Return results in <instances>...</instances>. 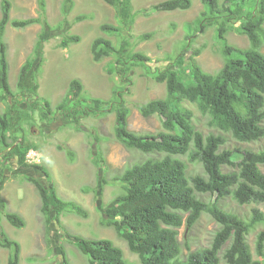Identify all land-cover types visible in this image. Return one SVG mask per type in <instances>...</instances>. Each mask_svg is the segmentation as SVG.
Returning <instances> with one entry per match:
<instances>
[{
  "label": "trees",
  "instance_id": "1",
  "mask_svg": "<svg viewBox=\"0 0 264 264\" xmlns=\"http://www.w3.org/2000/svg\"><path fill=\"white\" fill-rule=\"evenodd\" d=\"M102 1L116 8L120 14L122 3L126 0ZM38 3L42 17L20 20L11 19L12 5L4 0L0 20V101L7 106V111L0 113V146L6 150L0 152V225L5 218L18 229L24 228L26 222L21 215L7 210V202L1 192L11 159L17 157L20 166H28L26 157L32 144L24 136L20 121L23 107L29 108L27 118L32 117L35 123L50 126L59 114L71 124L79 123L81 117L110 114L121 100L119 92L113 100L86 97L79 79L70 82L65 97L56 106L39 98L37 83L28 89L27 80L34 68V58L41 53L43 33L35 45L33 57L21 67L17 90L13 91L9 78L6 30L9 25L20 30L41 23L46 14V2L38 0ZM66 4L71 7L72 1L66 0ZM202 5L203 11L194 22L196 30L193 36L208 27H215L225 65L217 74L205 72L196 61L202 49L190 54L189 41L173 67L158 70L152 75L157 82L166 84L167 95L164 99L141 105L140 112L144 118L158 116L162 130L157 134L130 131L128 111L117 109L116 139L129 150L156 158L128 167L119 176L124 193L115 205L106 210L108 219L104 225L117 231L131 251L139 256L141 264H221L223 251L222 259L226 264H264V231L257 236L254 253L248 243L251 232L258 226H264V211L259 208L264 206V173L261 170L264 151L223 150L227 138L222 134L205 136L196 128L194 113L186 106V103L196 105L203 115L211 118V127L230 133L241 143H254L264 138V0H223L222 3L219 0H202ZM191 7L192 0H166L141 13L174 12ZM88 18L81 15L76 21ZM133 18L130 24L134 22ZM101 30L109 36H121L123 41L117 47L105 37L95 39L91 47L93 60L100 63L115 56L125 55L127 58L110 63V74L120 72L124 77L130 67L148 66L149 57L141 53H127L130 44L123 38L122 28L105 24ZM232 31L247 36L250 48L239 49L230 45L227 36ZM150 36L143 34L139 38L144 41ZM80 40L78 36L65 37L61 45L66 49ZM179 156H187L190 163L201 164L206 176L189 178L187 166L177 158ZM35 167L49 181L46 187L40 180L30 179L40 196L41 213L48 231L54 222L61 227V217L66 212L88 218V212L82 206L60 198L46 168L41 165ZM226 167L232 171L225 172ZM198 194H210L213 199L206 203L198 198ZM229 197L240 206H255L249 219L222 208L221 201ZM203 214H209L220 229L209 248L190 252L183 259L179 229L184 225L189 230L194 228ZM68 237L74 239L89 264H134L126 260L122 249L111 240L70 234ZM0 246L12 251L9 264H20V243L10 239L2 230ZM64 264H70L65 256Z\"/></svg>",
  "mask_w": 264,
  "mask_h": 264
},
{
  "label": "rangeland",
  "instance_id": "2",
  "mask_svg": "<svg viewBox=\"0 0 264 264\" xmlns=\"http://www.w3.org/2000/svg\"><path fill=\"white\" fill-rule=\"evenodd\" d=\"M3 1L0 0V20ZM8 1L12 5L11 19L23 20L41 16L38 0ZM71 1V7H68L66 0H45L46 14L41 23L20 30L10 25L7 27L5 42L8 46L10 85L13 91L17 90L20 69L33 57L35 45L43 33L41 53L34 58V68L27 80L28 89L37 83L39 98L56 106L65 97L70 82L79 79L86 97L113 100L119 92L120 104L110 114L81 117L77 124L66 122L59 114L50 126L37 124L32 117L27 118L29 108L23 107L24 114H21L20 121L24 136L32 144L27 156L28 166H20L17 157L8 162L1 195L7 202V210L21 215L26 226L18 229L3 218L0 231L20 243V264H64V256L70 264H89L87 257L79 251L74 239H70L68 234L88 239L111 240L122 249L126 260L141 264L139 256L131 251L127 242L120 238L113 227L104 223L108 219L106 210L115 205L118 197L124 193L119 176L128 167L156 156L129 150L116 139V111L118 108L128 111L130 131L157 134L162 130L158 116L144 118L140 112L141 105L151 100L164 99L167 95L166 84L157 82L152 75L158 70L173 67L189 41L190 54L191 51L202 49L196 61L204 71L217 74L225 65V59L216 39L215 27H208L204 32H197L193 36L196 30L194 22L203 11L202 0H192L189 10L162 13L149 11L147 14L141 11L166 0H126L122 3L120 14L116 8L102 0ZM81 15L89 18L77 22L76 18ZM132 18L134 22L130 24ZM105 24L122 28L123 38L130 44L127 53L130 51L149 57L148 66L130 67L126 75L121 77L120 72L110 74L109 65L118 62V59H127L125 55L96 63L91 53L95 39L105 37L117 47L123 41L121 36L104 34L101 26ZM143 34L151 36L142 41L139 37ZM70 36H78L81 40L79 43H71L65 49L61 42ZM189 36L192 39L189 40ZM227 38L229 44L236 48L248 49L251 46L245 35L232 31ZM262 52L264 53V46ZM186 106L194 113L196 128L205 136L222 134L227 138L223 150L264 151V138L254 143H241L230 133L211 127V118L203 115L196 105L186 103ZM6 111V104L0 101V113ZM2 150L5 149L0 146V152ZM69 153L73 156L70 157ZM177 158L186 164L189 178L196 175L206 176L201 164L190 163L187 156ZM35 165H41L48 170L60 198L82 206L88 212L87 219L66 212L61 217V227H57L54 222L48 231L41 213L40 196L30 179H38L46 187L49 181ZM261 170L264 173V166ZM229 171L232 170L226 167L225 172ZM198 198L206 203L213 199L210 194H198ZM221 206L225 211L246 220L255 207L240 206L230 197L223 199ZM259 208L264 211V206ZM219 229L218 223L209 214H203L190 230L184 225L179 229L182 258L186 259L190 252L198 249L209 248ZM262 231L264 226H258L248 236L253 253L257 236ZM11 254V250L0 246V264H9ZM223 254L224 251L220 256L221 264H226L222 259ZM254 256L256 257L255 254Z\"/></svg>",
  "mask_w": 264,
  "mask_h": 264
},
{
  "label": "clouds",
  "instance_id": "3",
  "mask_svg": "<svg viewBox=\"0 0 264 264\" xmlns=\"http://www.w3.org/2000/svg\"><path fill=\"white\" fill-rule=\"evenodd\" d=\"M223 67H224V66H223ZM205 72H206V71H205ZM207 73H208V72H207ZM210 74H211V73H210ZM30 151H31V150H30ZM29 153H30V152H29ZM29 153H28V154H29ZM27 156H28V155H27ZM26 158H27V157H26ZM178 159H179V158H178ZM181 161H182V160H181Z\"/></svg>",
  "mask_w": 264,
  "mask_h": 264
}]
</instances>
